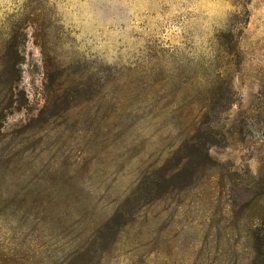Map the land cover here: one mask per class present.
Returning <instances> with one entry per match:
<instances>
[{
	"label": "rangeland",
	"instance_id": "obj_1",
	"mask_svg": "<svg viewBox=\"0 0 264 264\" xmlns=\"http://www.w3.org/2000/svg\"><path fill=\"white\" fill-rule=\"evenodd\" d=\"M263 182L264 0H0V264H252Z\"/></svg>",
	"mask_w": 264,
	"mask_h": 264
},
{
	"label": "trees",
	"instance_id": "obj_2",
	"mask_svg": "<svg viewBox=\"0 0 264 264\" xmlns=\"http://www.w3.org/2000/svg\"><path fill=\"white\" fill-rule=\"evenodd\" d=\"M9 49H11V45L8 46ZM13 67V71L17 72L16 70V63L13 62L12 64ZM72 83V81H69L68 79L62 81L61 83L58 82H52L49 85V90L52 92H56L57 90H62L66 84ZM18 84L16 80H13V82L10 83L9 85V89L8 92L6 93V95H4L2 97L1 100H3L4 98H8L7 101L9 103L5 104L6 106H14L15 109L20 108V106L22 105V102L20 100V97L11 100L10 94L12 96V91L17 89ZM64 90V89H63ZM9 95V97H8ZM195 124V125H194ZM194 125L195 129L197 130V132H199L196 135V138H198V140H200V143L198 144H189L188 146V152L190 154H195L196 156H190V158H187L188 160L186 161V163L184 165H182V171L185 173H190L192 174L194 172V170H196V168L198 167V164H200V162H202V160L209 159L210 160V155L208 153V150L206 148V143H205V137L206 135L208 136L209 134L207 132H205L201 126V121H196L192 124V126ZM194 129V130H195ZM200 130V131H199ZM197 140V141H198ZM188 153V154H189ZM179 164V162H177ZM230 176V175H229ZM227 176V178H225V180H223V182L221 180L217 181V186H225L227 184H230V178ZM224 177V174H222L221 178ZM262 180V179H261ZM264 183V182H263ZM262 183L260 182L259 185H261ZM231 189V187H230ZM233 201H231V205H232ZM229 212H232V210H229ZM260 222L254 226V228L251 230L250 233V244H251V251L253 254V263L252 264H264V210L260 212Z\"/></svg>",
	"mask_w": 264,
	"mask_h": 264
}]
</instances>
